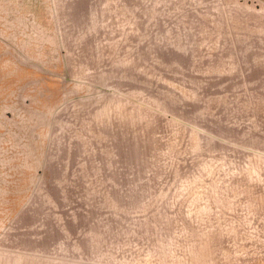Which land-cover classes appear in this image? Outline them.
Instances as JSON below:
<instances>
[{"label": "rangeland", "instance_id": "374dc122", "mask_svg": "<svg viewBox=\"0 0 264 264\" xmlns=\"http://www.w3.org/2000/svg\"><path fill=\"white\" fill-rule=\"evenodd\" d=\"M46 8L0 89V264H264V0Z\"/></svg>", "mask_w": 264, "mask_h": 264}, {"label": "crops", "instance_id": "0c3cea01", "mask_svg": "<svg viewBox=\"0 0 264 264\" xmlns=\"http://www.w3.org/2000/svg\"><path fill=\"white\" fill-rule=\"evenodd\" d=\"M8 0H0V37L11 40L6 43L0 42V89L2 96L6 94L7 88L4 82L23 79L21 73L22 65H34L38 63H47L48 47L44 41L48 39L47 32L37 34L36 22L37 16H43L47 13V5H52V0H29L34 2H43L44 10L37 8H24L16 1L27 0H10L14 4L6 2ZM45 12V13H44ZM51 55V53H50ZM4 67L8 68L5 70ZM10 100V99H8ZM4 100L0 101V112L5 109ZM4 195L3 189L0 187V199Z\"/></svg>", "mask_w": 264, "mask_h": 264}]
</instances>
